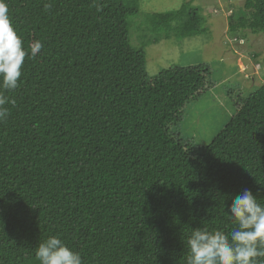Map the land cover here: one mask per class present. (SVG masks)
<instances>
[{
    "label": "trees",
    "instance_id": "16d2710c",
    "mask_svg": "<svg viewBox=\"0 0 264 264\" xmlns=\"http://www.w3.org/2000/svg\"><path fill=\"white\" fill-rule=\"evenodd\" d=\"M138 1L100 0L97 12L93 0H6L25 50L44 47L25 57L0 122V264H39L53 235L84 264H186L193 229L234 227L235 195L247 188L264 204V84L229 91L235 112L209 143L183 141L176 127L212 87L210 68L148 76L129 37ZM193 1L152 14L153 26L205 32ZM239 29L264 30V0L230 15Z\"/></svg>",
    "mask_w": 264,
    "mask_h": 264
},
{
    "label": "rangeland",
    "instance_id": "374dc122",
    "mask_svg": "<svg viewBox=\"0 0 264 264\" xmlns=\"http://www.w3.org/2000/svg\"><path fill=\"white\" fill-rule=\"evenodd\" d=\"M185 1L139 0L138 14L128 18L129 37L144 53L148 76L173 65L208 64L212 87L185 107L175 130L183 141L205 145L235 112L229 91L247 96L264 84V30H228V18L245 0H194L205 18L207 30L201 34L182 35L179 21L168 29L153 26L152 14L175 11Z\"/></svg>",
    "mask_w": 264,
    "mask_h": 264
},
{
    "label": "clouds",
    "instance_id": "9594fccd",
    "mask_svg": "<svg viewBox=\"0 0 264 264\" xmlns=\"http://www.w3.org/2000/svg\"><path fill=\"white\" fill-rule=\"evenodd\" d=\"M97 12L102 11L100 0H93ZM48 11L51 3H44ZM6 0H0V122L9 117L8 105L16 101L8 93L19 87L21 68L26 56L35 58L44 47L36 40L30 51L25 50L9 18ZM234 225L231 231L195 228L187 237L186 264H264V204L245 188L234 196L226 214ZM39 264H84L81 253L68 247L58 236L47 237L35 249Z\"/></svg>",
    "mask_w": 264,
    "mask_h": 264
}]
</instances>
